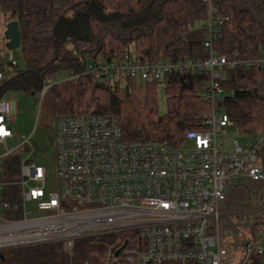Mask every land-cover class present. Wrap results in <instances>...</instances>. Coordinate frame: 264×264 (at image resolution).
<instances>
[{"label": "built area", "instance_id": "obj_1", "mask_svg": "<svg viewBox=\"0 0 264 264\" xmlns=\"http://www.w3.org/2000/svg\"><path fill=\"white\" fill-rule=\"evenodd\" d=\"M199 1L206 12L205 59L142 63L125 54L110 64L88 65L68 79L48 81L34 97L37 123L45 96L60 81L106 75L121 84L135 80L165 90L171 75H205L201 98L209 111L201 117L203 127L188 132L180 148L125 140L114 117H57L50 135L55 158L50 183L46 169L35 164L41 150L31 141L33 133L21 140L13 135L14 94L0 99V252L50 243L70 250L77 240L128 234L88 264H235L234 249L220 231L221 207L232 185L264 183V132L246 137L245 145L229 139L234 126L221 107L222 84L227 69L264 71V56L218 54L213 40L228 19L218 15L216 3L233 0ZM4 77L0 72V81ZM16 160L17 177L10 179L7 166ZM263 245L261 240L246 244L245 260L252 253L263 255Z\"/></svg>", "mask_w": 264, "mask_h": 264}, {"label": "trees", "instance_id": "obj_2", "mask_svg": "<svg viewBox=\"0 0 264 264\" xmlns=\"http://www.w3.org/2000/svg\"><path fill=\"white\" fill-rule=\"evenodd\" d=\"M218 15L227 18L214 50L227 57L264 56V1H221ZM0 10L18 23L22 64L12 66L0 81V99L9 92L35 97L48 81L110 64L125 54L138 62L205 59L204 31L192 27L206 19L199 0H0ZM1 63V54H0ZM205 75H171L165 87V111L158 113L156 84H145V101L136 97L138 82L124 84L106 75H82L53 85L48 93L65 117L106 116L119 121L125 140L185 144L188 132L203 127L209 104L201 98ZM68 79V78H67ZM221 107L240 136L264 132V71L226 70ZM264 168V150L260 155ZM17 160L8 163L17 177ZM10 172V171H9ZM222 236L234 249L235 264H264V253L245 260L248 243L264 244V183L248 180L231 186L221 207ZM128 234L77 240L67 250L50 243L0 253V264H88L98 262L107 245ZM229 240V239H228ZM264 246V245H263ZM164 264H196L170 262Z\"/></svg>", "mask_w": 264, "mask_h": 264}, {"label": "rangeland", "instance_id": "obj_3", "mask_svg": "<svg viewBox=\"0 0 264 264\" xmlns=\"http://www.w3.org/2000/svg\"><path fill=\"white\" fill-rule=\"evenodd\" d=\"M11 21H13V16L11 14H4L0 10V64L3 72L11 70L12 61H15L18 65L22 64L20 50L10 51L7 48L8 41L5 37V30L7 24ZM204 26L205 21H202L196 23L192 29L202 30ZM138 86L139 89L136 90V97L139 103L144 104L145 87L142 82H139ZM12 93L14 94L13 99L15 101V112L10 120L13 135L17 140H21L22 138H29L33 133L31 141L36 149L41 150L34 159L35 164L46 169L49 181L52 183L55 180V158L53 146L50 142V135L52 128L55 126V119L64 116L65 111L60 106H54L50 100L49 93H47L41 104L39 119L36 123L35 98L21 92L14 91ZM10 96L11 93H8L6 97ZM142 98L143 103L141 102ZM157 99L158 113L161 115L165 111V91L162 87L158 88ZM229 139L231 141H238L240 145H245L248 142L246 136H240L234 127L229 129ZM228 239L232 242L233 238L231 234L228 236Z\"/></svg>", "mask_w": 264, "mask_h": 264}, {"label": "water", "instance_id": "obj_4", "mask_svg": "<svg viewBox=\"0 0 264 264\" xmlns=\"http://www.w3.org/2000/svg\"><path fill=\"white\" fill-rule=\"evenodd\" d=\"M5 37L8 41L7 48L10 51L20 49L21 39H20V32H19L18 23L16 21H11L7 24L6 30H5ZM121 250L122 249L117 250L115 252L114 256L117 257Z\"/></svg>", "mask_w": 264, "mask_h": 264}]
</instances>
